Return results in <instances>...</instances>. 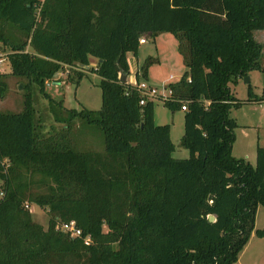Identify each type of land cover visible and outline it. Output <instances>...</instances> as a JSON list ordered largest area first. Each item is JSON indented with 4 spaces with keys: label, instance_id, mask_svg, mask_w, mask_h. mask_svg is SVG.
Masks as SVG:
<instances>
[{
    "label": "trees",
    "instance_id": "16d2710c",
    "mask_svg": "<svg viewBox=\"0 0 264 264\" xmlns=\"http://www.w3.org/2000/svg\"><path fill=\"white\" fill-rule=\"evenodd\" d=\"M262 30L264 0H0V52L10 67L0 97L5 77L26 81L23 110L0 111V264H235L252 234L264 240L255 228L264 147L253 164L234 157L229 115L257 97L249 86L239 100L230 84L264 71L254 39ZM160 33L174 34L185 67L164 87L172 113L186 106L185 159L173 157L170 125L155 123L154 100L140 104L139 86L120 79L140 40ZM90 58L99 110L67 108L45 91L67 65ZM156 61L144 59L137 83L155 88L148 70ZM34 86L60 131H41ZM86 130L102 151L80 143ZM27 203L48 211L47 230ZM71 221L88 245L57 228Z\"/></svg>",
    "mask_w": 264,
    "mask_h": 264
},
{
    "label": "rangeland",
    "instance_id": "374dc122",
    "mask_svg": "<svg viewBox=\"0 0 264 264\" xmlns=\"http://www.w3.org/2000/svg\"><path fill=\"white\" fill-rule=\"evenodd\" d=\"M145 40L146 44H140L136 57L131 54H128L127 56V61L130 65V76L128 80H130L131 83L136 84L135 73L142 65L144 59L148 56L152 58L155 57L157 61L149 68L148 79L159 92H164V87L175 81L178 74L181 76L185 71V67L183 62H181L177 49V39L174 34L160 33L154 39L146 38ZM90 64L91 65L89 66L81 67L79 65L74 67L67 65L62 71L58 72L52 80H49L48 83L46 82L45 91L55 101H63L64 106L67 108L76 109L77 111H80L83 108L94 111L99 110L102 103L101 91L98 87L99 78L92 72V68H96L98 65L97 60L95 58H90ZM180 70L181 73H179ZM78 72H81L84 75L79 80L78 84H76L75 81L78 77ZM0 73H10V67L8 66L7 61H5L0 67ZM173 75L174 78L171 81L170 77ZM4 81L6 82L7 90L4 97H0V111L4 113H17L22 111L24 108V84L26 81L12 75L5 77ZM230 86H235V84H230ZM244 89L245 85L239 83V86L235 89L236 95L245 97L246 94ZM262 97L264 98V96ZM33 102L36 109V120L39 122L41 131L44 135L48 136V134L60 131L64 127L63 124L54 120V115L50 110V102L44 98L39 92V89L35 86L33 88ZM154 102V117L157 123L170 125L171 141L175 147L173 157L179 159L188 158L189 152L180 145V140L184 131L183 112L180 110L175 111L174 116H172V112L164 105L162 100L156 99ZM253 114L255 117L260 118V109L258 108ZM229 115L237 123L234 130L236 133V139L233 144L235 151L234 154L242 155L245 152L246 147L249 145V140H246L247 136L244 133L245 129L241 125V117H244L243 109L231 108ZM79 124L80 120L77 119L75 125ZM260 132V138L264 141V132L263 130H260ZM254 134H256V132H254ZM78 137L80 143H85L90 149L98 151L103 150V142L97 137L95 132L86 130L84 131L83 136L80 137L79 135ZM250 139L253 140L256 139V137L252 135ZM26 208H29L31 211L33 220L47 230L49 221L48 211L41 209L36 204L31 205L27 203ZM255 228H264V207L262 206H259L256 212ZM235 264H264V240L252 234L249 243L243 251L240 252L238 261Z\"/></svg>",
    "mask_w": 264,
    "mask_h": 264
},
{
    "label": "crops",
    "instance_id": "0c3cea01",
    "mask_svg": "<svg viewBox=\"0 0 264 264\" xmlns=\"http://www.w3.org/2000/svg\"><path fill=\"white\" fill-rule=\"evenodd\" d=\"M254 39L256 42L260 43L262 46V54H261V62H262V67L264 70V30L262 31H256L254 32ZM141 44H146V41L144 43ZM181 73V70L180 72ZM182 75V74H181ZM130 76V75H129ZM129 76L126 77V79H129ZM180 75L178 74L177 78H179ZM248 78H250V82H244L245 78L239 79L237 81V83L235 84V86H230L231 91L233 93V95L240 99L245 101L248 96H247V91H248V87L251 86V90L252 93L257 96L255 98H252L251 102L246 103L245 105H242L236 109H243V114L244 117H241V125L242 127H244V133L247 136L246 140H249L248 143L249 145L246 147L245 152L242 155H235L234 154V145L232 147V151L234 154V157L236 158H242L245 159L246 161L248 160L250 163H254L255 159H256V153L257 147H264V141L261 140L260 138V130H263L264 132V102L261 103L262 101H264V98L261 96L262 91L264 90V71H251L249 72V74L247 75ZM174 78V75L172 76V78H170V80L172 81ZM130 83L131 81L128 80ZM148 81L152 84V82L148 79ZM239 83H243L245 85V97H240L237 96L235 93V89L237 88V86H239ZM153 85V84H152ZM257 99V100H256ZM258 102V103H257ZM261 103V104H260ZM259 107H258V105ZM258 108L261 111V115L260 118H257L254 116L253 113H255ZM175 112L172 113V116H174ZM183 122H184V117H183ZM155 123H157L156 119H155ZM158 124V123H157ZM159 124H163V123H159ZM254 132H256V134H254ZM254 135V137H256V139H250V137ZM254 161V162H252ZM246 247V246H245Z\"/></svg>",
    "mask_w": 264,
    "mask_h": 264
},
{
    "label": "built area",
    "instance_id": "2783aa9c",
    "mask_svg": "<svg viewBox=\"0 0 264 264\" xmlns=\"http://www.w3.org/2000/svg\"><path fill=\"white\" fill-rule=\"evenodd\" d=\"M145 40L141 39L140 43H144ZM6 61V54L0 52V67L4 64V62ZM172 78V76L170 77ZM48 83V81H47ZM46 83V84H47ZM135 85L139 86V90L143 95L142 100L140 101V104H145L147 99L149 100H156V99H160L163 102L168 100L171 92L169 90H165L164 88V92H159L157 90V88L152 87L149 83L147 82H140V83H136ZM262 96H264V90L262 91ZM263 102V101H262ZM182 111L186 110V106H182ZM27 207V205H26ZM57 228H59L60 230H62L64 233L70 235L72 238H79V239H83L84 245H88L91 242V238L90 236H87L85 238H83L82 236V231L78 228H76L74 222H68V223H63L59 226H57Z\"/></svg>",
    "mask_w": 264,
    "mask_h": 264
},
{
    "label": "water",
    "instance_id": "95a60500",
    "mask_svg": "<svg viewBox=\"0 0 264 264\" xmlns=\"http://www.w3.org/2000/svg\"><path fill=\"white\" fill-rule=\"evenodd\" d=\"M120 79H121V82H123V83H129V81H127V79H126V76H124V75H121L120 76ZM250 82V78H248L247 76H245V79H244V82ZM21 89H22V86H21ZM208 220L210 221V222H213L214 220H215V216L213 215V216H208Z\"/></svg>",
    "mask_w": 264,
    "mask_h": 264
}]
</instances>
